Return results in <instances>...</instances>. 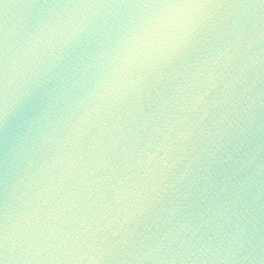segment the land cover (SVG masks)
<instances>
[{"label": "water", "instance_id": "obj_1", "mask_svg": "<svg viewBox=\"0 0 264 264\" xmlns=\"http://www.w3.org/2000/svg\"><path fill=\"white\" fill-rule=\"evenodd\" d=\"M68 2L0 0L13 264H264V4ZM153 13L131 60L110 45L45 74L72 29L116 41Z\"/></svg>", "mask_w": 264, "mask_h": 264}, {"label": "snow or ice", "instance_id": "obj_2", "mask_svg": "<svg viewBox=\"0 0 264 264\" xmlns=\"http://www.w3.org/2000/svg\"><path fill=\"white\" fill-rule=\"evenodd\" d=\"M264 4V0H260ZM210 0H113V3L107 6L121 7L128 9H175V8H200L209 6ZM53 7H102L104 3L99 0H70L66 4H53ZM153 18L140 23L136 27L128 26V34L125 37L112 41L109 37L111 29L96 31L92 36L86 34V25H80L67 35L61 44L62 52L57 57V61L63 63H54L45 69L47 73L63 72L71 69L75 59H84L85 55L93 54L97 50H103L111 45V50L117 53V58L124 61L131 60L140 45L145 39V34L150 33L153 24L156 23ZM195 27H190L185 30L180 40L172 45V55L168 57L171 60L173 57H179L183 48L187 47L194 39ZM43 36L37 37L33 44L38 46L42 42ZM4 51V42L0 39V122L7 117V59ZM8 218L7 211L0 209V264H13V258L9 254L8 247Z\"/></svg>", "mask_w": 264, "mask_h": 264}]
</instances>
